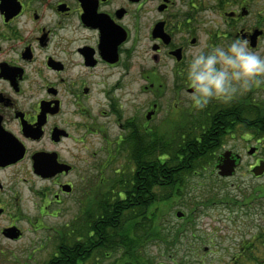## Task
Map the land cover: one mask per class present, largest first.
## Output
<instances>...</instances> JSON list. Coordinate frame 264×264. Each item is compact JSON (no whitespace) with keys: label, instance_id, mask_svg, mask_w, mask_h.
I'll return each instance as SVG.
<instances>
[{"label":"flooded vegetation","instance_id":"flooded-vegetation-1","mask_svg":"<svg viewBox=\"0 0 264 264\" xmlns=\"http://www.w3.org/2000/svg\"><path fill=\"white\" fill-rule=\"evenodd\" d=\"M239 35L264 47V0H0V264H26L27 249L49 250L42 264L56 258L51 221L73 208L65 225L86 221L91 203H105L106 173L115 175L113 200L121 198V174L138 171L134 156L146 152L141 169L151 168L153 142L179 139L187 130L179 125H196L199 137L206 109L235 114L236 130L260 122L264 101L251 94L264 87L203 109L186 94L196 48ZM168 124L179 129L164 131ZM250 149L253 170L264 160ZM226 152L239 168L243 157Z\"/></svg>","mask_w":264,"mask_h":264},{"label":"trees","instance_id":"trees-1","mask_svg":"<svg viewBox=\"0 0 264 264\" xmlns=\"http://www.w3.org/2000/svg\"><path fill=\"white\" fill-rule=\"evenodd\" d=\"M225 114L228 116H214L211 109H206V119L199 125V137L196 133L198 127L192 124L187 126L179 139L170 136L168 141L155 140L150 158L153 166L150 168L147 165V170L141 167L146 165L149 157L143 150L138 152L134 156L138 171L131 174L127 182L123 179L120 181L123 186L121 198L113 200L114 192L105 194V203L95 204V212L90 210L86 221L76 219L58 230V255L48 264H157L145 252L149 244H159L167 252L177 250L184 233L195 228H187L185 224L165 227L161 212L168 203L175 199L185 200L191 207L190 214L185 217L189 222L195 208H208L216 203H225L230 198L229 193L209 194L207 190L213 189L214 183L207 190L202 186L200 189L203 191L196 193L193 183L196 175L202 177L209 167L213 170L225 145L226 135L229 134L226 131H236L235 124L228 125L236 121V115L230 116L229 112ZM218 120L224 122V126L216 123ZM259 121L247 122L240 129L248 130L264 147V118L260 116ZM222 127L225 132H222ZM216 182L225 185L219 175ZM251 197V194L245 193L241 199L234 197L228 203L230 208H243L248 205L245 201L251 200ZM261 237L263 235L258 240ZM186 256L179 259L181 264H186ZM240 258L241 261L245 259L256 263L260 260L251 249H243L233 262L236 263Z\"/></svg>","mask_w":264,"mask_h":264},{"label":"rangeland","instance_id":"rangeland-1","mask_svg":"<svg viewBox=\"0 0 264 264\" xmlns=\"http://www.w3.org/2000/svg\"><path fill=\"white\" fill-rule=\"evenodd\" d=\"M137 81L138 84L136 86L144 82L142 79H137ZM133 85V83L129 84V86ZM258 87H264V83H261ZM251 96L264 101V91L254 92ZM188 112L189 109L186 108V113ZM160 120L163 121L162 118ZM159 122L153 123L155 129L159 128ZM175 126L168 124L164 131L169 132L172 129L177 131L179 128L187 129L185 125H179L178 129ZM156 131L158 132L159 129H156ZM159 133L161 132L159 131ZM255 146L260 148L258 156L264 160V147L257 141L256 137L246 134L238 128L234 134L226 138L225 145L220 151L222 154L231 150L243 157V163L237 168L234 176L222 178L225 185L218 182L215 183L218 176L217 171L213 168L214 173L212 167H209L202 177L196 175L193 178V183L196 187L194 192H202L203 190L200 189L202 186H205L207 190L208 186L214 183L212 185L213 189H208L207 191L210 192L209 194L229 193L230 198L225 203H216L208 208H195L193 218L189 222L185 220V217L190 214L191 207L185 200L175 199L163 208L161 219L165 221V227H179L185 224L187 228L194 227L195 229L185 232L177 250L172 252H167L159 244H149L145 248V252L154 262L157 264H181L179 259L187 255L185 257L186 264H233L235 256H238L248 244L253 243L250 246H253L254 252L260 255L261 264H264V174L258 177L253 174L251 166L254 158H250L248 154L250 147ZM94 160L91 156V162L97 167V161ZM122 163H124V159ZM131 174L125 171L120 177L124 182H127L131 178ZM114 176L112 172L106 173L107 183L102 191L103 193L109 195L114 192V187L110 186L115 179ZM100 177L98 167L91 170L90 183L95 190L100 182ZM120 189L122 190L123 186ZM245 193L252 195L251 200L245 201L248 205L246 204L247 206L243 208H230L228 202L234 197L241 199ZM90 210L95 212L96 205L91 203ZM177 211L184 212L185 217L183 219L177 218ZM75 214L76 209L73 208L72 213L51 221L49 225L60 230L65 223L73 219ZM260 235H263V237L258 240ZM39 253V251H36L33 254L27 249L21 261L26 262V264H42L49 257V250L43 255ZM115 256H118V254H115ZM29 257L31 258L29 259ZM241 259L237 262L243 261L244 264H252L245 259L241 261Z\"/></svg>","mask_w":264,"mask_h":264},{"label":"clouds","instance_id":"clouds-1","mask_svg":"<svg viewBox=\"0 0 264 264\" xmlns=\"http://www.w3.org/2000/svg\"><path fill=\"white\" fill-rule=\"evenodd\" d=\"M185 76L195 108L203 109L213 99L230 102L264 83V47L253 48L249 37L239 35L227 44L196 48Z\"/></svg>","mask_w":264,"mask_h":264},{"label":"water","instance_id":"water-1","mask_svg":"<svg viewBox=\"0 0 264 264\" xmlns=\"http://www.w3.org/2000/svg\"><path fill=\"white\" fill-rule=\"evenodd\" d=\"M255 152V149L252 148L249 151V154L252 155ZM231 152H226L223 156V161L218 165V175L222 178H230L235 174L236 170V161L230 160ZM253 174L256 176H262L264 174V162H261L259 166L253 169ZM184 216L182 211L177 212V217L181 218Z\"/></svg>","mask_w":264,"mask_h":264},{"label":"bare ground","instance_id":"bare-ground-1","mask_svg":"<svg viewBox=\"0 0 264 264\" xmlns=\"http://www.w3.org/2000/svg\"><path fill=\"white\" fill-rule=\"evenodd\" d=\"M251 135L254 136L253 134H251ZM257 141H258V140H257ZM258 142H259V141H258ZM259 143H260V142H259ZM260 144H261V143H260ZM261 145H262V144H261ZM230 160H235V159L231 158V155H230ZM222 161H223V160H222ZM235 161H236V160H235ZM219 164H221V162H220ZM219 164H218V165H219ZM215 165H216V163H215ZM218 165H217V166H214V169H215V171H217V172L219 171L218 168H217ZM236 171H237V165H236L235 173H236ZM233 176H234V175H233ZM231 177H232V176H231Z\"/></svg>","mask_w":264,"mask_h":264}]
</instances>
